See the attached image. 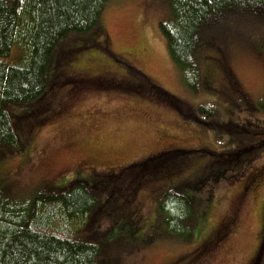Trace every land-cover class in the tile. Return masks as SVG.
I'll return each mask as SVG.
<instances>
[{
    "label": "rangeland",
    "instance_id": "1",
    "mask_svg": "<svg viewBox=\"0 0 264 264\" xmlns=\"http://www.w3.org/2000/svg\"><path fill=\"white\" fill-rule=\"evenodd\" d=\"M169 19L166 0H107L99 46L92 36L57 46L50 91L36 116L15 121L24 147L0 164V177L20 203L79 182L99 185L89 186L98 192L99 209L80 237L102 244L114 264H259L264 190L242 191L251 168L239 163L249 157L240 156L243 139L253 135L231 134L219 123L243 126L264 141V27L233 13L205 27L196 57L202 81L191 91L161 31ZM160 89L171 97L158 96ZM185 114L212 125L185 121ZM174 131L183 148L177 150L186 152L179 160L182 176L194 170L195 187L208 177L196 194L194 239L188 242L153 229L159 197L178 178L144 177L150 169L139 167L165 151L159 135ZM261 151L254 166L264 163ZM228 153L240 157L225 171ZM219 229L223 239L203 251V241Z\"/></svg>",
    "mask_w": 264,
    "mask_h": 264
},
{
    "label": "trees",
    "instance_id": "2",
    "mask_svg": "<svg viewBox=\"0 0 264 264\" xmlns=\"http://www.w3.org/2000/svg\"><path fill=\"white\" fill-rule=\"evenodd\" d=\"M166 1L170 19L161 24V31L170 58L191 91L202 81L196 57L198 48L205 43L201 41L205 27L212 28L231 13L264 27V0ZM106 4L107 0H0V164L24 147L19 136L21 125L16 126L15 121L36 116L47 97L48 71L56 49L64 42L89 36L94 46L101 43L100 21ZM136 77L142 82L141 75ZM162 93L171 97L161 89L158 96H163ZM10 108L20 113L15 114ZM183 117L186 121L192 118L199 124L212 125L189 114ZM219 126L231 134L257 136V132L243 126H236V130L230 124L220 122ZM185 155L183 150L169 151L139 167L150 169H144L143 176L158 178L171 173L170 176L178 178L183 173L179 160ZM225 156L222 160L226 171L240 156L231 153ZM207 178L201 177L196 187L189 180L166 186L158 202L153 229H159L161 236L193 240L196 194L203 190ZM91 181L75 183L60 193H40L20 203L12 198L8 184L0 177V264H114L113 260L108 261L102 244L80 237L89 225V216L99 209L98 192L89 186L96 190L101 187H94ZM211 235L203 241V251L209 252L223 239L221 229L208 242ZM263 245L264 230L258 256Z\"/></svg>",
    "mask_w": 264,
    "mask_h": 264
},
{
    "label": "flooded vegetation",
    "instance_id": "3",
    "mask_svg": "<svg viewBox=\"0 0 264 264\" xmlns=\"http://www.w3.org/2000/svg\"><path fill=\"white\" fill-rule=\"evenodd\" d=\"M142 81H144V77H142ZM195 119L200 120L201 118L195 117ZM165 134L166 135L161 134L157 138L159 140V146L161 147V151L165 150V151H162L159 155L165 154L166 152H169V151H177V149H183L182 147L177 146L179 144V142H178L179 137L177 136V133L175 131H174V134H170V133H165ZM261 134L264 136V133H261ZM243 142H244L243 143L244 147L242 145H239V147L242 146V148L240 149L241 150L240 154L242 155L243 153H247L246 155H248L249 157L247 156L248 159L242 160V164L247 165V163H249L251 171L248 174H245V181L242 183L241 189L245 193L252 192L253 194H257L258 192L264 190V163H262L259 166H254V163L259 159V157L262 153L261 150L264 147V143H263L264 141L258 140L256 137L255 138L250 137V138L244 139ZM196 151H194V152H196ZM159 155L157 154V156H159ZM152 158H156V156L151 157L150 160ZM188 161H189V159H187V162ZM185 164H187V163H185ZM188 169L192 170L189 167H188ZM194 176H195V174H194V170H193V173L190 172L189 174H187L185 176L180 175L178 177V180H179L178 182L195 180L196 178ZM166 186L168 187L169 185H166ZM160 198H161V195H160L159 199ZM263 225H264V223H263Z\"/></svg>",
    "mask_w": 264,
    "mask_h": 264
},
{
    "label": "water",
    "instance_id": "4",
    "mask_svg": "<svg viewBox=\"0 0 264 264\" xmlns=\"http://www.w3.org/2000/svg\"><path fill=\"white\" fill-rule=\"evenodd\" d=\"M263 254H264V245H263V247H262V250H261V252H260L259 256L257 257V260H258V262H257V263H259V264H260V262H261V259H262V257H263Z\"/></svg>",
    "mask_w": 264,
    "mask_h": 264
}]
</instances>
